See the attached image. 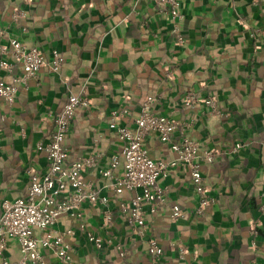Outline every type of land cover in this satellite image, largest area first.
Listing matches in <instances>:
<instances>
[{"label": "crops", "instance_id": "crops-1", "mask_svg": "<svg viewBox=\"0 0 264 264\" xmlns=\"http://www.w3.org/2000/svg\"><path fill=\"white\" fill-rule=\"evenodd\" d=\"M180 1L184 17L173 23L153 0H0V60L12 67H0V80L10 82L22 72L8 50L13 34L28 45L58 48L64 56L58 72L42 67L12 104L0 98V202L25 193L30 170L47 169V155L37 144L48 141L68 94L89 100L88 107L75 109L64 141L70 159L96 146L98 167L118 154L114 172L121 174V142L108 127L110 112L127 104L132 116L120 122L130 123L148 94L158 96L154 111L190 122L188 135L199 152H215L201 166L213 197L203 216L194 213L197 197L187 170L177 165L159 182L167 187L169 204L190 212L187 217L172 220L169 208H160L147 215L146 234L139 237L119 217V203L133 192L113 196L102 189L113 213L111 228L129 244L126 254L119 256L112 245L96 249L77 232L69 238L71 261L49 254L53 264H152L147 250L152 238L164 253L159 264H264V0ZM16 10L24 15L14 19ZM188 92L196 99L186 105ZM209 95L216 111L208 112L203 101ZM236 142L245 147L232 151ZM145 146L153 158H175L155 132L146 136ZM97 178V168H89L85 179ZM82 212L88 230L109 237L100 227L99 206L84 202ZM77 223L62 214L54 229ZM18 256L9 238L3 257Z\"/></svg>", "mask_w": 264, "mask_h": 264}, {"label": "built area", "instance_id": "built-area-1", "mask_svg": "<svg viewBox=\"0 0 264 264\" xmlns=\"http://www.w3.org/2000/svg\"><path fill=\"white\" fill-rule=\"evenodd\" d=\"M153 2L158 11L168 14L173 23L184 17L180 0ZM23 15L21 10H16L12 17L18 19ZM22 29L25 31V28ZM174 33L177 41L182 42L183 37ZM8 50L22 65L21 74L10 82L0 80V98L8 104L14 102L20 90L27 88L28 80L36 77L42 67L50 72H58L64 64L60 52L53 50L50 57H46L36 46L21 40L19 34L9 37ZM0 67L6 70L12 68L3 59L0 60ZM156 98L154 94L147 96L130 123L120 122L131 115L129 108L122 107L110 112L108 127L116 132L121 142L120 155L123 159L122 173L116 174L114 171L120 162L119 155L112 154L107 166L98 167L101 152L96 146L87 154L70 159L64 141L75 109L79 105L88 107L89 100L82 95L68 94L61 109L54 115V128L48 141L37 144V150H43L47 155V169L40 174L30 170L25 194L0 202V264H53L48 258L49 254L61 263H68L74 249L69 238L75 237L77 232L84 234L87 242L96 249L112 245L122 256L126 252L123 244L114 243L110 237L87 229L83 221V203L100 207V227L107 231L112 227L113 213L107 206V195L102 194L101 190H110L113 196L124 191L133 192L127 200L119 203V212L125 216L132 234L142 237L148 228V214L167 207L170 218L177 220L190 213L176 203L169 204L167 187L159 182L160 178L167 176L170 168L177 165L187 170L197 197L194 213L204 215L213 197L205 184L201 166L205 161H212L215 152L210 149L199 152V143L188 135L189 121L154 112L151 103ZM195 99L194 93L188 92L184 103L189 105ZM203 101L209 107L208 112L216 111L214 97L209 96ZM150 132H155L169 146L175 158L163 160L151 157L145 146V138ZM176 133L179 134L177 140L174 139ZM243 145L236 142L231 150L236 151ZM91 167L97 168L99 178L90 181L85 179V174ZM62 214L76 219L77 226L55 230L54 225ZM37 230L41 233L37 234ZM9 238L14 239L18 246L19 256L15 259L3 257ZM170 246L175 247V243H170ZM183 250V247L179 248L181 255ZM148 252L152 264H159L163 250L153 238L149 239Z\"/></svg>", "mask_w": 264, "mask_h": 264}, {"label": "trees", "instance_id": "trees-1", "mask_svg": "<svg viewBox=\"0 0 264 264\" xmlns=\"http://www.w3.org/2000/svg\"><path fill=\"white\" fill-rule=\"evenodd\" d=\"M25 9H26V7H24ZM32 45H34V46H36L46 57H50V55H51V52L53 51V50H56V51H58V52H60V54L63 56V53H62V51L60 50V49H58V48H43L40 44H38V43H33ZM63 58H64V56H63ZM150 95H153V94H148V95H146V97L147 96H150ZM157 96V95H156ZM210 96V95H209ZM212 97H213V95H211ZM86 97V96H85ZM146 97L142 100V102H141V104L144 102V100L146 99ZM87 98V97H86ZM157 98H158V96H157ZM157 98H156V100H157ZM88 99V98H87ZM156 100H154L152 103H151V108H152V110H153V103L156 101ZM214 100L216 101V99L214 98ZM141 104H140V106H141ZM122 107H127V108H129V110L131 111V115L129 116V117H131L132 116V110H131V108L127 105V104H124L123 106L122 105H120V106H118L117 108H115V109H120V108H122ZM154 111V110H153ZM154 112H156V111H154ZM156 113H158V112H156ZM158 114H162V115H166V113H158ZM69 133V132H68ZM242 144H244L245 145V143H242ZM242 146V147H240V148H243V147H245V146ZM238 150V149H237ZM67 152H68V150H67ZM68 155H69V152H68ZM26 192V191H25ZM25 194V193H24ZM24 194H22V195H20V196H23ZM119 217H121L122 219H123V221L124 222H126L127 223V225H128V222H127V220H126V218H125V216L123 215V214H121L120 212H119ZM115 231L113 230V228H110L109 230H108V235H109V237L112 239V240H117V242H119V243H121V244H123L124 246H125V248H126V251H127V249H128V242H127V240L126 239H124V238H122L121 236H117L115 233H114ZM157 242V241H156ZM160 245V244H159ZM105 247H107V246H105ZM113 248H114V246H112ZM115 249V248H114ZM116 250V249H115ZM147 250H148V245H147ZM116 252H117V254L119 255V253H118V251L116 250ZM149 253V252H148ZM126 254V252L121 256V257H123L124 255ZM163 255H164V253L162 254V256L161 257H163ZM120 256V255H119ZM162 259V258H161Z\"/></svg>", "mask_w": 264, "mask_h": 264}]
</instances>
